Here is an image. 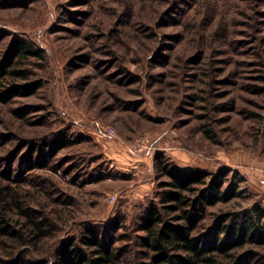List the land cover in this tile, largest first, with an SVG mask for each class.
Segmentation results:
<instances>
[{"label": "rangeland", "instance_id": "374dc122", "mask_svg": "<svg viewBox=\"0 0 264 264\" xmlns=\"http://www.w3.org/2000/svg\"><path fill=\"white\" fill-rule=\"evenodd\" d=\"M178 2L180 10L187 7V11L176 24L178 15L174 14L162 31L170 36L181 31L183 35L179 41L169 36L166 46L157 50L155 39L141 33L138 25L153 24L170 0H0V64L9 63L10 46L17 37L30 39L45 53L43 60L31 57L13 62L26 70L27 80L7 74L0 79V172L14 171L15 178L29 176L20 159L30 144L13 160H3L22 140L28 143L30 138L62 129L81 136H75L76 142L49 163L69 159L62 160L61 170L37 169L28 178L38 180V173L48 177L46 187L53 198L50 207L58 211L62 226L56 239L80 234L90 224L104 221L110 225L117 209L129 215V222L140 219L138 207L156 198L161 181L170 179L160 170L161 157L165 167L208 170L212 176L207 180L224 172L225 187L235 186L242 192L229 201L209 204L207 222L221 212L264 206V94L244 87L238 90L225 83L222 73L219 93L209 95L207 107L219 106L217 119H210L205 108L208 101L201 97L209 98L199 93L206 87L200 79L199 59L188 57L200 41L195 32L209 0ZM223 15L229 28L235 29L232 11ZM187 18L190 21L182 27ZM118 23L120 30L114 33ZM212 25L207 35L214 30ZM236 29L237 37L240 22ZM110 42L126 55L121 63L108 55ZM211 46L205 48L211 58L224 57V50L211 56ZM158 51L161 55L154 61ZM169 53L170 64H158ZM258 64L253 77L243 83L264 85V63ZM121 68L139 74L141 80L131 82L133 76ZM109 75L120 78L113 82L107 79ZM36 80L42 81L37 91L23 88L26 81ZM121 80L125 82L120 84ZM128 116L127 121L120 118ZM205 122L214 136L204 131ZM108 127H114L117 135L108 134ZM146 134L151 147L135 151V143ZM41 155L40 147L35 156ZM70 165H77V170L69 174L65 169ZM87 172L95 175L89 177ZM31 189L37 198L35 188ZM113 194L114 203L110 200Z\"/></svg>", "mask_w": 264, "mask_h": 264}, {"label": "trees", "instance_id": "16d2710c", "mask_svg": "<svg viewBox=\"0 0 264 264\" xmlns=\"http://www.w3.org/2000/svg\"><path fill=\"white\" fill-rule=\"evenodd\" d=\"M178 1L170 0L167 9H162L159 16L153 18V24L139 22L140 32L155 39L157 50L166 46L165 39L170 36L162 31L164 26L174 14L178 15L173 22L176 24L181 14L187 11V7L180 10ZM226 11L234 14L233 30L224 18ZM214 17L216 20L212 25ZM189 21V18L185 19L182 27ZM239 22L242 30L238 29L236 37ZM209 25L214 30L207 35ZM119 30L118 23L113 32ZM180 32L170 38L179 41L183 35ZM195 35L200 41L188 57L199 59L200 62L198 71L206 87H202L199 93L207 95V98L216 90L219 93L217 85L223 83L221 74L225 73L226 84H231L238 90L243 91L244 87L254 94H264V85L243 83L253 77V69L258 63H264V0H209ZM107 39L110 40V37ZM206 46L212 47L211 56L224 50V57L211 58ZM109 47L108 55L121 63L126 55L119 53L111 42ZM160 55L161 52L158 51L154 61ZM8 57L9 63L2 61L0 64V79L7 74L27 80L26 70L18 69L13 62L29 60L31 57L43 60L45 53L30 39L17 37L10 46ZM170 57L169 53L167 59L163 57L158 64H170ZM206 58L212 62H208ZM180 60L182 63L184 59ZM121 70L123 71L122 68ZM123 72L133 76L131 82L141 80L137 73L129 70ZM166 72L168 70L164 71ZM108 77L113 82L120 78L111 75ZM123 82L125 80H121L120 84ZM7 83L10 84L11 80ZM13 86L17 87L18 84L14 83ZM41 86V80L26 81L23 88L37 91ZM113 96L121 101L117 93ZM201 99L208 101L205 108L209 111L210 119L216 120L219 106L208 108L210 98ZM234 101L236 99L231 103L233 108L236 107ZM202 116L206 118V115ZM120 118L127 121L131 116ZM209 126L205 122L204 131L209 136H214ZM75 136L81 138L80 135L71 133L70 129H62L60 133L54 131L30 138L28 143L22 140L3 159L13 160L23 152L26 144H30V149L20 159V166L30 172L28 177L15 178L12 176L14 171L10 170L0 172V264H264V206L256 204L240 211L221 212L207 222L205 213L209 204L229 201L242 192L235 186L225 187L222 181L224 172L207 180L212 176L210 171L165 167L163 157L160 158V170L170 179L161 181V189L156 192V198L152 197L148 203L138 207L140 219L129 222V215L117 209L118 214L110 225L104 221L90 224L80 234L74 233L56 239L62 226L58 223V211L50 207L53 198L46 187L48 177L38 173V180L29 181L28 178L37 174V169L54 167L55 171L61 170L62 160L68 162L69 159L60 158L55 164L49 163L59 152L76 142ZM40 141H43L42 145H39ZM40 147L42 155L36 158ZM76 167L77 165H70L65 170L67 173L74 172ZM85 175L93 177L95 173L87 172ZM77 177L82 178V174H77ZM31 188H35L38 196L35 199Z\"/></svg>", "mask_w": 264, "mask_h": 264}, {"label": "built area", "instance_id": "2783aa9c", "mask_svg": "<svg viewBox=\"0 0 264 264\" xmlns=\"http://www.w3.org/2000/svg\"><path fill=\"white\" fill-rule=\"evenodd\" d=\"M106 130H107V133L110 134L111 136L117 135V131L114 127H108ZM150 147H151V141H150L149 135H147V134L139 137V139L137 140V142L134 145V149L137 152L148 151V149ZM110 200H111V202L114 203L116 201V195H114V194L111 195Z\"/></svg>", "mask_w": 264, "mask_h": 264}]
</instances>
